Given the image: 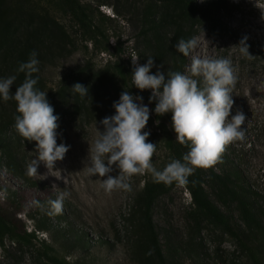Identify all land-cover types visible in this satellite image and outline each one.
<instances>
[{
  "label": "rangeland",
  "instance_id": "374dc122",
  "mask_svg": "<svg viewBox=\"0 0 264 264\" xmlns=\"http://www.w3.org/2000/svg\"><path fill=\"white\" fill-rule=\"evenodd\" d=\"M6 1L19 7V0ZM76 1L88 14L91 27L97 28L95 38H90L72 15L62 12L53 0H29L28 6L23 3L8 28L12 37L33 35L34 29L41 25L36 13H45L62 24L67 37L61 44H55L50 26L37 32L42 51L38 73L45 87L55 91L63 79L80 71L79 79L89 93L86 98L67 94L53 106L54 114L59 116L57 144L64 142L71 146L53 171L41 163L37 174H28L27 165L36 156V150L35 142L25 138L20 141L19 153L30 181L10 172L0 160V207L9 217H15L20 230H31L35 235L31 243L18 248L6 241V251L0 249V264H57L43 254L49 250L51 255L69 264H138L134 250L139 220L133 209V197L151 174H134L126 181L128 189L106 191L99 178L88 174L86 166L89 147L99 131H103L99 122L114 114L113 102L123 91H128L121 83V90L108 83L106 74L101 72L103 65L113 61L114 56L125 68L127 61L132 65L133 56L139 57V64L153 57L154 65H160L140 35V13L145 0ZM229 1L234 6L221 14L225 29L204 19L194 26L191 39L197 44L187 56L182 74L190 75L193 57L232 61L237 83L231 114L237 110L245 113L246 134L243 141L226 145L225 151L237 161L264 210V0ZM244 37L252 56L242 55L236 46ZM106 42L108 47L104 48ZM8 74L7 68L0 70V77ZM150 118L142 131H152L148 140L156 144L151 162L157 169L168 159L166 133L157 126L158 121L151 122ZM204 188L209 200L231 221L241 225L235 204L223 203L206 183ZM61 192L68 193L63 211L54 214L49 201ZM190 202L181 184L154 200L150 215L163 251L174 248L181 264H255L234 237L207 220L195 232L187 219ZM33 246L39 250L35 252ZM259 256L264 264V248Z\"/></svg>",
  "mask_w": 264,
  "mask_h": 264
},
{
  "label": "trees",
  "instance_id": "16d2710c",
  "mask_svg": "<svg viewBox=\"0 0 264 264\" xmlns=\"http://www.w3.org/2000/svg\"><path fill=\"white\" fill-rule=\"evenodd\" d=\"M28 1L19 0V7L23 3L27 5ZM53 1L62 12L70 13L81 29L89 34L90 38H95L97 28L91 27L88 14L83 6L76 0ZM233 6L229 0H206L203 3H198L196 0H145L140 13V35L151 47L155 60L163 65L161 71L183 73L187 56L177 52L173 46L181 38L186 41L191 39L195 30L194 26L198 20L204 19L213 26L225 29L221 14L228 12ZM19 7L11 5L6 0H0V70L7 68L8 76L15 75L17 77L11 89L13 92L25 79V74L17 71L20 63L27 62L32 51L37 53L38 60L41 58V39L38 37L39 34L37 35L39 29L41 27L45 29L46 25L50 26L53 29L54 36L52 38L55 40V44H61L63 38L67 37L62 24L45 13H36L41 25L34 29L33 35L27 33L21 38L10 36L8 28L12 23L15 11L19 10ZM28 12L31 13V11ZM98 32L101 34L100 31ZM106 46L108 47L107 42L104 44V48ZM127 62L128 66L125 68L121 60L114 56L113 61L103 65L101 72L106 74L107 81L113 88L121 90L122 87L119 84L121 83L134 95L142 96L143 103L148 105L150 109L151 118H149L151 122L156 120L158 121L157 126L165 129L168 159L164 164L157 167V170H163L173 159L182 160L183 155L189 149L176 140V134L171 128L172 114L166 113L160 116L153 111L155 101L149 104L151 90L141 91L134 87L131 77L133 66L130 61ZM156 70L153 67L151 71L154 73ZM70 76L71 78L63 79L55 91H51L45 87L39 73H33V78L38 77V83L35 87L47 92V99L52 106L58 104L59 99H64L67 94L75 93L71 87L75 83H81L80 71L72 73ZM16 115L18 113L14 100L0 101V160L4 162L10 172L30 181L24 166L21 164L19 150L20 141L23 137L14 126ZM205 183L214 190L215 195L223 203L235 204L241 225L231 221L228 215L224 214L209 200L204 188ZM177 184L176 182L171 185H165L162 182L157 183L150 175L143 181L141 188L133 197V209L137 211L139 220L134 250L138 264H181L177 261L174 248L165 251L161 249L150 215L156 197L168 193ZM182 186L187 190L191 199L190 207L187 210V219L190 220L191 228L195 232H199L200 223L207 220L234 237L238 245L247 250L255 264H262L259 254L264 248V210L254 197L255 193L250 190L242 169L233 157L224 150L216 164L209 168H197L188 177V183ZM34 237L33 231L20 230L16 225L15 217H9L6 210L0 207V249L6 251V241L13 243L18 248L23 244L31 243ZM33 249L35 252L39 250L34 246ZM43 254L53 263L69 264L64 259L59 260L51 255V250L49 252L44 251Z\"/></svg>",
  "mask_w": 264,
  "mask_h": 264
},
{
  "label": "clouds",
  "instance_id": "9594fccd",
  "mask_svg": "<svg viewBox=\"0 0 264 264\" xmlns=\"http://www.w3.org/2000/svg\"><path fill=\"white\" fill-rule=\"evenodd\" d=\"M246 41L244 37L236 46L242 55L252 56ZM196 44L195 39L181 38L173 47L188 56ZM138 58L131 57L132 84L141 91L151 90L149 104L155 101L153 111L157 115L172 114L171 128L176 140L189 151L182 160L173 159L163 170H157L151 162L156 144L148 140L150 131H142L149 120L150 109L143 103L142 96L123 91L112 104L114 114L99 122L103 131H99L88 150L87 172L99 178L106 191L128 189L126 181L134 174L145 172L157 183L184 185L197 168L216 164L226 145L245 139V113L237 110L231 114L237 76L229 58L193 57L190 75L163 72L160 70L163 65H154L153 57H148L144 64H139ZM38 65L37 53L32 51L29 60L19 65L17 71L23 72L25 79L14 92L11 89L17 77H0V101L16 102L18 115L14 126L26 141L35 142L36 156L27 165L29 175L37 174L41 163L53 171L56 162L62 161L71 147L64 142L57 144L59 116L54 114L47 92L35 87L38 77L33 78V73L39 72ZM154 66L157 70L153 73ZM71 88L81 98L88 97L89 89L81 83ZM114 171L116 175H112ZM67 195L61 192L49 201L52 213H62Z\"/></svg>",
  "mask_w": 264,
  "mask_h": 264
}]
</instances>
